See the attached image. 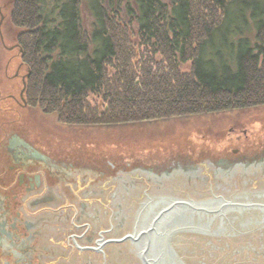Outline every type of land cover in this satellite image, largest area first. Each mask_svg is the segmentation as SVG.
Segmentation results:
<instances>
[{"label":"trees","instance_id":"obj_1","mask_svg":"<svg viewBox=\"0 0 264 264\" xmlns=\"http://www.w3.org/2000/svg\"><path fill=\"white\" fill-rule=\"evenodd\" d=\"M7 2L26 67L24 106L80 139L96 141L98 131L110 143L120 132L128 142L175 123L212 130L264 107L259 0Z\"/></svg>","mask_w":264,"mask_h":264},{"label":"rangeland","instance_id":"obj_2","mask_svg":"<svg viewBox=\"0 0 264 264\" xmlns=\"http://www.w3.org/2000/svg\"><path fill=\"white\" fill-rule=\"evenodd\" d=\"M259 1L264 4V0ZM9 4L7 0H0V39L3 42V47L0 43V183H9L4 177L10 172L14 173L12 160L16 162L15 156L23 153L30 157L32 150L34 156L30 158L38 163L43 162L40 155L45 153L52 159L49 163H57L55 169L62 171L61 180L66 179L68 182L71 222L75 219L73 205L84 202L89 211L82 217H77L75 224L92 223L97 232L103 229L111 230L109 222L111 211L105 206L111 195L115 200L113 205L116 206L114 210L117 220L127 215V211H121L120 206L127 207L126 203L131 202L126 196L127 193L139 195L146 189L145 180L141 178L144 168H154L163 172L167 170L163 175L162 185H166L168 189L175 187L176 193H181L182 199L190 197L202 200L206 198L207 195H204L209 189H213L217 194L226 193L224 189L231 190L232 194H235V189L240 193L250 187L264 190V107L253 108L247 113L232 116L233 120L229 122L227 116L222 117L219 121L221 125L215 124L212 130L197 123L191 125L175 123L174 127L164 129L160 134L156 128L149 133L147 127H144L142 134L128 142L124 138L120 140V132L112 130L114 133L111 134L110 143L102 141L104 136L98 131L94 134L97 136L96 141L90 137L80 139L73 135L74 130L59 127L43 114L38 115L36 112V115L32 114L23 103L26 67L21 63L14 39L15 25ZM80 6L83 26L91 31L93 16L86 1ZM213 44L215 47L219 46V40L213 39ZM231 127H235V131L229 130ZM219 131L221 135H218ZM19 138L33 149L26 148L20 142L15 144V140ZM35 149L38 152H35ZM35 157L38 159H33ZM221 157L229 158L231 164L228 167L212 168L210 174L198 173L193 176L192 172L196 170L199 162L206 159L217 162ZM245 158L250 159L249 165ZM41 163L38 165L43 166ZM121 169L135 174L130 180H123L118 186L107 175L108 178H103V175ZM229 172L233 175L228 179L224 174ZM136 173L138 175L134 176ZM54 181L55 184L48 193L41 195L42 189H37L34 193L37 197L29 202L30 207H35L38 211V217L33 222L39 226V235L31 246L27 244L21 249L24 258L25 256L35 258L34 262L38 259L39 264H144L137 252L136 254L132 252L134 247L129 240L107 244L103 248L106 257L97 251L78 250L74 244L72 248L69 243H73L75 236H80L76 238L79 243L93 245L94 240L98 238L97 232L93 231L84 237L85 227L76 230L71 223L73 229L71 240L60 230L67 227L69 222L66 224L62 214L61 206L65 203L62 194L58 192L59 181ZM148 182L154 185L151 179H148ZM217 183L222 185L221 189L216 188ZM51 210L52 212H49ZM190 233L193 232L183 233V239L187 242L191 241L187 239L189 236L198 235ZM126 234H130L129 226L124 224L113 234H105V239L122 238ZM214 236L222 240V235L211 233L195 237L202 242L190 247L195 248L196 252L185 256L179 254L180 258L187 264H264V259L246 258L248 250H242L239 255L225 252L218 254L216 258L196 250V247L199 248L203 243H209L212 240L210 238ZM26 238L28 237L24 236L23 239ZM238 240L234 237L231 241L222 243L239 242Z\"/></svg>","mask_w":264,"mask_h":264},{"label":"flooded vegetation","instance_id":"obj_3","mask_svg":"<svg viewBox=\"0 0 264 264\" xmlns=\"http://www.w3.org/2000/svg\"><path fill=\"white\" fill-rule=\"evenodd\" d=\"M237 128V127H236ZM229 130L235 131V127H231ZM33 148V147H32ZM30 157L34 156L33 151L31 150V153L29 155ZM44 156V157H43ZM28 157V154L25 155L23 153H20L19 155L15 156V161L12 160L14 168V173L10 172V174L5 175V181L7 182H1L0 184V264H39L38 259L36 262H34L35 258L30 259V256H25V258L22 255L21 249L29 244L30 246L33 244L35 241V238L39 235V229H38V224L33 222L34 219H37L38 217V211L36 210L35 207H30V200H33L37 197V195H34L35 190L37 189H42L41 195H44L45 193H48L50 189L53 187V184H55L54 180L59 181V187H58V192L62 194V199L64 198V206H61L62 209V214L65 219L66 224H70V226L67 224V227H62L60 230L65 235H68L69 238L72 240L73 239V229H72V224H74L76 230L80 229V227H85V232H84V237L88 236L91 232L96 233L97 231L94 230V227L92 223H85L81 225L75 224V219L77 217H82L84 214H87L89 211V207L87 208L86 203L84 202H79L77 205H73V211L75 213V219L74 222H71L70 220V202H69V196L70 192L68 191V182L65 180H61V170L55 169V166H57V163H49L52 159L48 157L45 153L41 155L43 162H38L36 163L35 161ZM33 159H38V157H35ZM54 159V158H53ZM19 160V161H18ZM245 161L248 162L249 165V160L248 158L244 159ZM43 165L39 166L38 164ZM129 164V163H128ZM229 158H224L221 157L217 162L215 161H210L206 159V161H202L201 163H198V166L195 167V171L192 172L195 176L198 173L202 174H210L209 172L212 170V168L215 167H228L230 165ZM143 169V167L141 168ZM145 170L143 171L144 173L142 174L143 176L140 177L142 180H145V186L146 189L141 187V190H143L139 195L137 194H129L127 193L126 196L127 198L131 199V202H127L126 206H120V210H125L127 211V215L124 218H121V220H117L118 218L115 216V205L113 200L112 195L109 197L108 204L105 205L107 207L108 211H111L110 214V228L109 229H103L97 232L98 238L94 240L93 245H89L90 247H96L100 248L102 247V251H97L99 253H102L105 255L104 252V247L107 244L100 245L101 241L103 238L105 239V234H113L116 229H120L124 224L126 226H129V232H132L134 225L136 224V219L138 216L139 209L142 205H146L149 207L150 210L152 211H158L161 210L160 208L162 205H159L160 201H164V199H168V201H175V199H181L180 194L176 193L175 187L172 189H168L169 187H166V185L163 184V175L167 173V170L165 172L163 171H156L154 168L147 169L144 168ZM222 169V168H221ZM57 170V171H56ZM163 172V174H162ZM80 174V173H79ZM135 174L134 172H127L125 169H121L117 172H112L103 175V178H108L118 186V184L123 183V180H130L131 176ZM8 175V176H7ZM81 175V174H80ZM108 177H107V176ZM138 174L136 173L137 176ZM7 176V177H6ZM148 179H151L154 185L150 184L148 182ZM141 180V181H142ZM11 181V182H10ZM107 179L105 180V182ZM3 185V186H2ZM217 189H221L222 185L217 183ZM224 189V188H223ZM252 189H255L254 187L246 188L243 189V194L240 200H251V199H257V196H260V194H257L256 192L253 194ZM226 192H229L228 189H224ZM235 195L239 194V190L235 189ZM44 191V192H43ZM47 191V192H46ZM43 192V193H42ZM208 193V194H207ZM204 196H206L205 199L209 197L215 198V194L213 189H209ZM131 195V196H130ZM130 196V197H129ZM238 196V195H237ZM250 197V198H249ZM44 198L47 199V196ZM126 198V197H125ZM126 198V199H127ZM85 199V197H84ZM185 199H192V198H185ZM184 199V200H185ZM100 200V199H99ZM161 204V203H160ZM123 205V204H122ZM125 205V203H124ZM145 210V211H150ZM49 212H52L49 211ZM107 213V211H104ZM250 210L244 211L241 214L240 213H232L230 215H233V217H237L236 223H239V218L245 217L247 218L251 213ZM150 213V212H147ZM143 213V214H147ZM153 216V214H151ZM64 222V224H65ZM72 223V224H71ZM69 226V227H68ZM237 224V228H238ZM240 228V227H239ZM115 229V230H114ZM113 230V231H112ZM112 231V232H111ZM260 231V230H259ZM256 232H252L250 234H244L242 236H237L236 234L232 233V229L230 228L229 230L224 231V237L222 236L221 239H217L218 237L214 236L211 237L209 243H203L202 246L199 248L196 247V250H200L201 253H204L206 255H211V257L216 258L218 257V254L225 253V252H233L235 255H239L242 253V250H248L249 253L246 254V258H251V259H264V233L255 234ZM191 235L193 233H190ZM223 234V233H222ZM255 234V235H254ZM183 233L179 234L176 236V239L173 240V248L176 252H179L182 255H186L188 253L193 254L195 253V248H190L192 245L195 244H201L202 242L196 240L195 237L200 236V233L198 235L194 236H189L187 239L191 241H186L183 239ZM24 236H27L28 238L23 239ZM204 236V235H203ZM76 238H79L80 236H75ZM236 238L241 240L239 242H234V243H227L224 244L222 241H231L232 238ZM73 239V243H69L72 248L75 246L78 250L81 249L78 246L81 247H89L86 244L79 243L77 239ZM260 239V240H258ZM19 243H16V242ZM14 243L16 245H14ZM74 244V246H73ZM21 245L23 247H21ZM134 245V244H133ZM134 251H132L134 254H136V247L135 245ZM188 247V248H187ZM81 250H88V251H95L93 249H81ZM5 255V256H3ZM17 256V257H16ZM16 257V258H15ZM38 257V256H36ZM106 257V255H105ZM17 259V261L15 259ZM29 262V263H27ZM253 262V261H252ZM206 264V263H204ZM217 264V263H216Z\"/></svg>","mask_w":264,"mask_h":264},{"label":"water","instance_id":"obj_4","mask_svg":"<svg viewBox=\"0 0 264 264\" xmlns=\"http://www.w3.org/2000/svg\"><path fill=\"white\" fill-rule=\"evenodd\" d=\"M23 85L25 88V76ZM15 141V144L20 142L26 148H32L21 138ZM252 191L253 194L256 192L260 196H257V199L244 201L238 200L242 197L241 194L238 196L217 194L215 198L211 196L205 200L196 201L182 198L175 199V201L164 199L157 203L162 205L161 210L155 212L146 205H142L130 234H126L122 238H103L100 245L129 240L132 245H135L136 252L144 264H187L180 258L179 252L173 248V240L181 233L189 231L197 234L211 233L223 236L224 231L230 228L233 234H242V232H252L264 227V190L252 189ZM147 208L150 211H145ZM247 210H250L251 214L247 218H239V223L235 222L237 217L230 215L232 213L241 214ZM237 224L240 228H237ZM78 247L102 251V247L99 249L90 246Z\"/></svg>","mask_w":264,"mask_h":264},{"label":"bare ground","instance_id":"obj_5","mask_svg":"<svg viewBox=\"0 0 264 264\" xmlns=\"http://www.w3.org/2000/svg\"><path fill=\"white\" fill-rule=\"evenodd\" d=\"M226 177H228V179L233 175V173L232 172H229L228 174H224ZM227 179V180H228ZM215 193V192H214ZM223 194H226V195H229V194H232V191H229V192H226V193H224V192H222ZM215 194H217V192L215 193ZM218 194H221L220 192H218ZM240 194H243V192H240L239 194H237V195H240ZM209 197V196H208ZM260 230V231H259ZM259 230H255V231H252V232H256L255 234H257V236L259 235L258 233H264V227L263 228H261V229H259ZM257 231H258V233H257ZM252 232H242V234H236V237L237 236H242V235H244V234H250V233H252ZM254 234V235H255ZM238 241H241V240H238ZM180 254V253H179Z\"/></svg>","mask_w":264,"mask_h":264}]
</instances>
